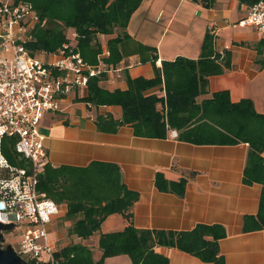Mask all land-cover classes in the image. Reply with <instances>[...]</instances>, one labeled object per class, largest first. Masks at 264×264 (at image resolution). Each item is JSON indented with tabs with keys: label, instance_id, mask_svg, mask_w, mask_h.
<instances>
[{
	"label": "trees",
	"instance_id": "trees-1",
	"mask_svg": "<svg viewBox=\"0 0 264 264\" xmlns=\"http://www.w3.org/2000/svg\"><path fill=\"white\" fill-rule=\"evenodd\" d=\"M31 4L37 21L26 31L24 46L32 55L52 53L69 44L90 63H96L102 47L98 36L106 39L109 54L103 57L107 65L115 66L125 60L128 39L125 28L132 13L143 0H13ZM210 5L212 0H203ZM252 6L259 0H238ZM74 31L76 43L72 46L64 30ZM149 60L153 64L151 78H131L125 72V89H106L99 85V76L88 79L87 94L77 98L89 106L118 105L121 117L100 113L94 118L98 130L115 133L129 125L137 136L166 138L170 130L177 139L193 144L247 143L242 183L262 186L258 210L244 215L242 231L264 229V113L255 111L249 98L232 102L226 90L216 91L210 97H197L206 93L208 77L223 73L231 65V56L221 57L214 49V36L206 31L197 58L177 56L173 60L158 59L155 48ZM159 86L161 94L151 90ZM15 137L4 136L2 152L8 161L27 167L14 150ZM187 178L167 179L156 172L154 185L162 192L182 197ZM37 190L65 208V218L74 220L68 235L88 238L99 230L110 214L120 213L128 224L118 231L102 233L98 247L101 256L92 257V250L80 243L70 242L56 253L58 264H104V259L126 254L132 264H168V258L156 251L157 247L177 248L203 262L225 264L219 252V240L226 236L220 223H197L188 230H162L137 228L132 222L131 208L139 194L122 181L120 168L112 162L92 160L85 166L45 164L38 174Z\"/></svg>",
	"mask_w": 264,
	"mask_h": 264
},
{
	"label": "crops",
	"instance_id": "crops-1",
	"mask_svg": "<svg viewBox=\"0 0 264 264\" xmlns=\"http://www.w3.org/2000/svg\"><path fill=\"white\" fill-rule=\"evenodd\" d=\"M249 9L238 0H212L208 6L203 0L141 1L125 28L130 51L99 85L125 89L124 72L131 78L153 77L152 62L142 59L154 52L142 49V45L155 48L156 66L177 56L197 58L208 30L214 36V49L228 52L231 65L223 73L208 77L206 93L200 98L226 90L232 102L249 98L255 111L264 113V38L254 26L239 24ZM101 45L106 48V44ZM100 113L120 118L121 108L104 105L94 112L93 106L75 97L65 100L59 111L45 113L38 129L45 138L48 162L53 166H85L92 160L115 163L125 185L139 194L131 208L137 228L180 231L197 223H220L226 231L219 240L225 264H264V229L242 231L243 216L257 212L262 189L258 183H242L247 143L199 145L170 136L143 137L135 135L129 125L115 133L103 132L94 121ZM158 171L169 180L186 177L184 195L157 190L154 177ZM65 210L50 226L53 240L59 248L80 242L92 250L94 260L101 256L100 234L122 230L128 224L122 214L113 213L88 238L71 235L67 242L68 235L58 229L62 221L66 222ZM156 251L168 258V264H212L177 248L160 246ZM104 264L132 262L120 254L105 258Z\"/></svg>",
	"mask_w": 264,
	"mask_h": 264
},
{
	"label": "built area",
	"instance_id": "built-area-1",
	"mask_svg": "<svg viewBox=\"0 0 264 264\" xmlns=\"http://www.w3.org/2000/svg\"><path fill=\"white\" fill-rule=\"evenodd\" d=\"M36 21L31 4L0 0V222L22 229L13 248L23 260L58 264L60 248L50 226L63 208L36 187L38 174L48 163L38 125L45 113L59 111L65 100L83 96L90 77L99 76L100 82L103 73L116 69L103 60L109 54L106 48L96 63L86 61L69 44L52 53L41 52L42 57L32 55L24 46V36ZM239 24L254 26L264 38V0L250 6ZM216 51L223 56V50ZM4 136L15 137L14 150L27 167L5 157ZM168 136L177 138V132L170 130Z\"/></svg>",
	"mask_w": 264,
	"mask_h": 264
},
{
	"label": "rangeland",
	"instance_id": "rangeland-1",
	"mask_svg": "<svg viewBox=\"0 0 264 264\" xmlns=\"http://www.w3.org/2000/svg\"><path fill=\"white\" fill-rule=\"evenodd\" d=\"M64 32H65V34L67 35V37H68V39H69V43L73 46V45L76 43L75 35H74V31H73L72 29H70V28H66V29L64 30ZM99 42H100L101 44H105V42H106V37H100ZM101 47H103V46L101 45ZM126 49H127L128 52L130 51V49H129V45L127 46ZM101 51H102V50H101ZM28 52H30V51L28 50ZM0 53H1V52H0ZM5 55L8 56V57H11V53H6ZM36 55L39 56V57H42V54H41L40 52H37ZM110 67H114V66L109 65V68H110ZM109 74H111V73H110V72H109V73H103L102 78H103V77H104V78L108 77ZM112 77H113V76H112ZM116 79H121V78L116 77ZM116 79H115V80H116ZM123 79L125 80V72L123 73ZM125 82H126V81H125ZM115 83H116V81H115ZM158 88H159V86L154 87V88H152L151 90L157 92L158 94H161V91H159ZM85 94H87V91H86ZM77 98H79V97H76V100H77ZM200 99H201L200 96H198V97H197V100L199 101ZM93 108H94V112H95V108H97V107H95V106L93 105ZM65 220H66V222H65V221H62V222L60 223V226H59L58 229H59L60 231H62V232H63V230H64L63 233H64V234H65V233L67 234V231H68V229L71 227V225H72V223H73V220H72V219H68V218H65ZM67 224H68V226H67ZM21 230H22L21 228H17V229H14V230L12 229V230H10V231H7L6 234L4 235V236H5V237H4V238H5L4 243H10V244H12L13 247L16 246V244H17V242H18V237H19V235H20V231H21ZM67 235H68V234H67ZM70 237H71V235H68L67 242H70ZM126 256H128V255H126Z\"/></svg>",
	"mask_w": 264,
	"mask_h": 264
},
{
	"label": "water",
	"instance_id": "water-1",
	"mask_svg": "<svg viewBox=\"0 0 264 264\" xmlns=\"http://www.w3.org/2000/svg\"><path fill=\"white\" fill-rule=\"evenodd\" d=\"M12 229L13 223L0 222V264H31L19 257L10 243H4L3 232Z\"/></svg>",
	"mask_w": 264,
	"mask_h": 264
}]
</instances>
